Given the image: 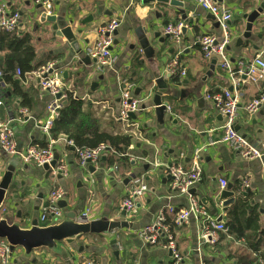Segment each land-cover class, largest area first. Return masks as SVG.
Listing matches in <instances>:
<instances>
[{
	"label": "crops",
	"instance_id": "1",
	"mask_svg": "<svg viewBox=\"0 0 264 264\" xmlns=\"http://www.w3.org/2000/svg\"><path fill=\"white\" fill-rule=\"evenodd\" d=\"M183 1L186 19H182L179 11L167 4H141V0H54L52 11L47 14L62 16L66 21L72 20L70 26L74 33L81 30L77 34L81 51L76 54L65 38L53 35L51 23L40 21L41 13L45 11L35 0H0L10 10L19 12V31L32 37L35 63L50 59L46 67L52 66L59 74L67 70V80L62 81L66 90L83 101V108L90 111L101 129L112 134L135 136L127 155L130 163L117 161L109 164L106 162L109 156L104 155V160L100 159L97 165H92L93 172H90L88 165L80 166L73 148L65 145L64 137L54 140L53 145L60 161L66 165L65 175L53 176L51 172L46 173L34 164L21 161L18 169L23 185L19 183L18 186L22 189L19 193L15 191L18 198L11 200L18 205L11 207L3 215L9 222L15 221L18 209H34L35 206L38 208L32 213L38 218L49 190L53 185H60L66 192L65 213L74 211L80 217L88 209V220L103 218L126 221L129 226L107 234L81 236L72 246L60 243V248L65 250L63 255L55 254L47 248H39L26 258L21 248H15L16 255H12L13 251L7 264H66L64 260L68 256L75 257L68 264H80L85 258H93L101 264H169V251L161 244H143L137 231L150 223L162 208H187V197L171 188L167 166L177 162L187 165L196 148L202 149V177L190 192L199 204L224 223L226 210L217 201L222 189L218 181L225 179L226 185L231 184L232 190L237 192L243 178H246L250 202L256 205L258 223L264 228V181L260 162L243 159L225 144L208 146L210 138L215 140L221 134L223 118L207 96L220 93L225 88L232 90L233 87L228 74L217 65V60L204 57L198 38L211 34L220 39L222 32L219 26L215 28L213 21L207 18L209 12L201 9L195 0ZM215 1L231 12V37L227 53L237 71L259 52L264 42L263 12L254 22L251 36L242 39L240 45H235L245 28L242 15L251 12L262 0ZM88 16L91 19L83 23L82 20ZM113 18L118 20L115 43L110 49L114 60L108 66H99L85 53V48L96 41L97 28ZM178 21L184 23L180 43L163 33L168 24ZM144 26L149 32L153 47V51L147 53L140 49L134 33L138 27ZM155 33L158 35L154 36ZM81 58H85L87 65ZM175 59L178 61V70L185 71L184 76L174 75L177 82L172 80V74L169 78L166 77L168 66ZM212 60H215V64ZM211 65L213 70H210ZM40 70L26 74L20 81L16 72L14 75L21 89L30 97L29 109L20 105V99L13 94L10 84L0 81V117L3 120L22 118V122L12 123L20 148L27 145L40 146L43 141L48 143L51 140L39 128L48 116L47 105L54 99L39 84ZM156 77H164L170 88L169 93L162 97L169 108L162 125L157 123L150 105L149 92L152 94L155 90L152 81ZM127 78L133 81L130 82L133 85V96L144 99L142 103L146 107L136 114V119L129 118L125 121L119 119L118 110L120 82ZM241 79L244 80V77ZM136 88H140L137 93ZM237 89L239 105L235 127L264 154V103L251 114L245 110L251 100L264 94V78L257 82H240ZM199 99L202 100L201 103H198ZM24 109L27 110L26 114L21 113ZM142 126L147 131L140 136L137 130ZM142 151H146L147 155L141 156ZM9 157L11 156L5 155L0 149V178ZM134 177L143 178L148 191L135 202V214H122L121 200L131 188ZM39 193L43 194L41 200L37 198ZM27 199L29 204L23 207L22 202ZM21 226L28 227L29 223L21 222ZM200 227V222L190 216L186 224L174 229V241L182 255L181 264H256L255 254L246 247L242 239H236L233 234L226 232L222 233L218 243L209 246L200 238ZM80 247L81 251L78 252Z\"/></svg>",
	"mask_w": 264,
	"mask_h": 264
},
{
	"label": "built area",
	"instance_id": "2",
	"mask_svg": "<svg viewBox=\"0 0 264 264\" xmlns=\"http://www.w3.org/2000/svg\"><path fill=\"white\" fill-rule=\"evenodd\" d=\"M54 0H35L46 13H51ZM196 4L203 10L214 15L218 21L219 28L222 32V37L217 39L214 35L205 34L198 38V45L205 58H215L219 68L226 72L232 82V90L223 89L222 92L208 95L207 98L212 101L214 108L222 116L223 122L220 126L221 134L213 140L208 141V146L216 143L225 144L232 151L236 152L243 159L257 160L261 164V177L264 181V154L255 148L248 139L235 129L237 110L239 105L238 85L240 82H257L264 78V42L259 52L245 65L235 71L227 53V46L231 37L229 21L231 12L228 8L218 4L215 0H195ZM20 14L18 11L10 10L5 2L0 3V30L4 33L19 35ZM118 27V20L113 18L107 23L100 25L97 28V39L91 46L85 48V53L90 58H95L99 66H108L114 60L110 47L113 45L114 32ZM184 23L178 21L174 24H168L163 33L168 35L174 42L180 43L182 40V30ZM178 61L173 60L168 66V73L172 75L184 76L185 71L178 70ZM49 69L52 72L49 73ZM16 75H20V70H16ZM59 72L55 71L52 66L42 68L40 70L39 84L42 88L48 90L54 98L48 105V116L39 128L48 136L49 130L52 127L53 121L59 116V111L63 106L64 100L67 97V90L63 82L59 78ZM244 77V80L241 79ZM1 78V71H0ZM121 91L119 99L118 117L120 120H129V114H137L141 111V104L144 99H139L133 96V85L127 80H121ZM60 94V97L56 95ZM264 103V94L251 100L245 110L251 114L255 112L260 105ZM2 102L0 101V106ZM167 109L169 110L168 106ZM27 110H22V114H26ZM14 121L22 122L19 117L16 120H3L0 117V149L7 156L18 155L20 160L26 164H34L40 167L43 164H48L53 159L55 149L54 140H49L43 148H37L33 145H27L20 148L14 135L12 123ZM66 146H71L74 150L75 157L80 166L85 167L88 164L97 165L104 155L114 153L104 144H99L96 147L77 148L72 140L64 139ZM202 149L196 148L187 165L183 163H174L167 166L168 174L171 177V188L174 192L185 195L188 199L187 208L175 210L172 206H167L160 209L153 220L139 229L137 235L143 244L155 245L161 244L170 253L169 264H181L182 255L177 248L174 236L169 232L166 224L167 217H173L174 224L180 227L187 223L190 216L200 222V238L205 244L213 246L218 243L221 233H226L227 228L224 223L217 220L216 216L210 214L207 208L197 201L190 193V189L201 180L202 165H201ZM89 161V163H87ZM116 166H114V169ZM53 176L58 174H66V165L59 160L55 168L50 170ZM221 188L226 187V180L219 179ZM248 180L243 178L239 191L246 190ZM148 191L146 182L141 177H134L132 186L127 191L121 200L120 208L128 215H133L136 212V201L144 196ZM66 192L64 187L53 185L49 190L44 204L40 207L38 215V223L48 222L52 224L59 222L65 216L64 209L59 206V201L65 200ZM89 210L86 209L81 213L80 218H87ZM47 224V225H48ZM162 240H166L164 243ZM10 256L9 245L5 239H0V264H7ZM257 263H261V259H256ZM80 264H101L93 258H85Z\"/></svg>",
	"mask_w": 264,
	"mask_h": 264
},
{
	"label": "water",
	"instance_id": "3",
	"mask_svg": "<svg viewBox=\"0 0 264 264\" xmlns=\"http://www.w3.org/2000/svg\"><path fill=\"white\" fill-rule=\"evenodd\" d=\"M148 3L167 4L168 6L176 8L181 14L182 19H186L183 0H141V4ZM263 12L264 0L259 2L258 6L252 9L251 12L242 15V18L245 20V28L241 37L237 38L235 44L236 46L240 45L243 42L242 39H248L251 36L252 26ZM207 18L213 21V25L215 28H218V21L215 19L214 15L209 13ZM90 19L91 16H88L87 18L82 20V22L86 23ZM40 21L51 23V30L53 31V35L65 38L66 42L69 44L72 50L76 54L80 53L81 50L79 48L77 34H79L81 30H76L75 33L72 32V28L70 26V24H72V20L66 21V19L62 16L58 17L53 14H47L45 12H42L40 16ZM134 33L138 40V45L143 53L153 51V47L150 44L149 32L146 26L138 27L134 31ZM115 34H117V31L114 32V35ZM157 35V33L154 34V36ZM113 43H115V41ZM81 61L84 62L85 65H87V61H85V58H81ZM93 62L96 63L95 58H93ZM214 62L215 60H212V63ZM75 64L77 65L78 63ZM75 64L73 65L76 66ZM210 70H213V65L210 66ZM48 72L51 73L52 69H49ZM86 74H88V72ZM67 76V70H63L59 78L61 81H63L67 80ZM170 76V73L166 74L167 78H169ZM100 78H102V76H100ZM152 84L155 87V90L152 94L149 92V95H151L150 105L154 110L157 123L159 125H162L165 119V112L168 106V103L166 101H163L162 97L163 95L169 93L170 88L165 83L164 77H156L152 81ZM92 85L95 86L96 84ZM91 88L93 89V86ZM139 89L140 88L135 89L136 93L139 91ZM56 97H60V94L56 95ZM201 101L202 100L199 99L198 103H201ZM145 107V103H142L141 109L143 110L145 109ZM261 113L263 114V112ZM136 117L137 116L135 113L129 114V118L136 119ZM168 119H171V117H168ZM235 129L237 131L239 130L237 126L235 127ZM58 160V153H54L51 162L48 164H43L41 166L42 170L46 173L50 172L52 168H55ZM101 160H104V158L102 157ZM20 162L21 160L18 155H13L9 157L5 162V170L0 178V239H5L7 241L9 245L10 255L12 254L15 248H21L24 251V256L26 258L31 255L33 250L39 248H47L55 254L63 255L65 253V250L60 248V243H64L67 246H72L76 242V240L81 236L107 234L116 229L128 228L129 223L126 221L107 220L103 218L88 220L87 218L77 217L76 212L74 211H67L65 213L64 218L59 222L42 226L38 223L37 218L32 213L33 210L38 208L37 206H35L34 209H18L15 213V221L9 222L6 216L3 215H5L8 210L11 209V200L18 198L17 195L8 196V191L13 190V175L19 168ZM87 163H89V161H87ZM23 168H26V165H23ZM88 169L90 170V172L94 171V168L91 164H88ZM59 176L60 174H58V177ZM168 177L170 178V176ZM247 191V189L245 192L239 191L238 189L237 192H235L234 190H232V185L228 184L225 188H222L220 190L217 196V201L220 202L223 210H227L229 206L235 203L239 193L245 195ZM37 198L41 200L43 198V194L39 193L37 195ZM28 204V199L22 202L23 207L27 206ZM13 205L14 207H16L18 203H13ZM59 206L63 209H66V200L59 201ZM122 214H125L124 210H122ZM220 219L221 218H219V220ZM21 222H28L29 226L22 227ZM112 243H115V240H112ZM68 249H71V247H69ZM80 251L81 247L78 249V252ZM74 260L75 257L68 256L65 258L64 263L68 264Z\"/></svg>",
	"mask_w": 264,
	"mask_h": 264
},
{
	"label": "trees",
	"instance_id": "4",
	"mask_svg": "<svg viewBox=\"0 0 264 264\" xmlns=\"http://www.w3.org/2000/svg\"><path fill=\"white\" fill-rule=\"evenodd\" d=\"M35 56L32 37L28 33L13 35L0 32V81L12 86L13 94L20 99V105L27 109L30 108V97L21 89L14 75L16 70L19 69L18 80L20 81L26 74L47 66L50 59L35 63ZM172 80L174 82L178 81L174 75ZM127 81L133 82L129 78H127ZM146 131L147 128L144 126L139 127L137 130L140 136L146 134ZM49 136L52 140L60 137L72 140L77 148H93L99 144H104L114 151L106 158V162L109 164H115L117 161L124 164L130 163L127 155L135 137L132 134L125 133L112 134L101 129L98 121L90 111L83 108V101L74 97L68 90L67 97L59 111V116L54 119L49 130ZM46 145L47 141H43L40 146L36 147L43 148ZM146 155V151L141 152V156ZM225 213L226 221L224 225L227 232L233 234L236 239H242L246 247L255 254L256 259H261V263L256 261V264H264V228H261L258 223V210L256 205L251 204L249 192H246L245 195L239 193L235 203L229 206ZM39 224L45 226L48 222ZM166 224L169 232L174 234V229L177 226L174 224L172 216L167 217ZM165 241L162 240L163 243Z\"/></svg>",
	"mask_w": 264,
	"mask_h": 264
},
{
	"label": "rangeland",
	"instance_id": "5",
	"mask_svg": "<svg viewBox=\"0 0 264 264\" xmlns=\"http://www.w3.org/2000/svg\"><path fill=\"white\" fill-rule=\"evenodd\" d=\"M140 114V113H139ZM143 114H145V113H143ZM20 178H21V173H20V169H17V171L15 172V174L13 175V183H14V186H15V188H14V186H13V190H9L8 191V196H11V195H17V194H15V191L16 192H20L21 191V187H19L18 186V184L20 183L21 185H23L22 183H21V181H23V180H20ZM17 186V187H16ZM11 207H14L13 206V203H12V201H11ZM15 208V207H14ZM12 255H16V250L14 251V253L12 254Z\"/></svg>",
	"mask_w": 264,
	"mask_h": 264
}]
</instances>
